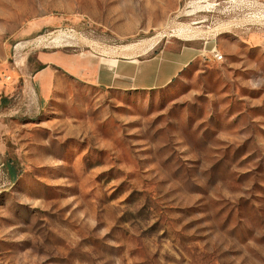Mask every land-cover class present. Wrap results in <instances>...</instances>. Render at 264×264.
Returning <instances> with one entry per match:
<instances>
[{
    "label": "rangeland",
    "instance_id": "374dc122",
    "mask_svg": "<svg viewBox=\"0 0 264 264\" xmlns=\"http://www.w3.org/2000/svg\"><path fill=\"white\" fill-rule=\"evenodd\" d=\"M161 50L149 91L68 70ZM0 264H264V0H0Z\"/></svg>",
    "mask_w": 264,
    "mask_h": 264
},
{
    "label": "crops",
    "instance_id": "0c3cea01",
    "mask_svg": "<svg viewBox=\"0 0 264 264\" xmlns=\"http://www.w3.org/2000/svg\"><path fill=\"white\" fill-rule=\"evenodd\" d=\"M141 54L108 58L73 57L69 71L77 77L89 78L95 84L118 90L149 91L168 86L195 59L189 51H155L142 59Z\"/></svg>",
    "mask_w": 264,
    "mask_h": 264
},
{
    "label": "bare ground",
    "instance_id": "6f19581e",
    "mask_svg": "<svg viewBox=\"0 0 264 264\" xmlns=\"http://www.w3.org/2000/svg\"><path fill=\"white\" fill-rule=\"evenodd\" d=\"M187 32V31H186ZM181 34V33H180ZM183 38L184 39H186V40H194L195 39V37L191 34V33H189V34H185V35H183ZM36 40V39H35ZM62 41V40H61ZM60 42V41H59ZM56 43V42H55ZM60 44V43H59ZM154 45V43H149V49L150 48H152V46ZM57 46V45H56ZM59 46V45H58ZM128 50L130 49L131 50V47H128L127 48Z\"/></svg>",
    "mask_w": 264,
    "mask_h": 264
},
{
    "label": "built area",
    "instance_id": "2783aa9c",
    "mask_svg": "<svg viewBox=\"0 0 264 264\" xmlns=\"http://www.w3.org/2000/svg\"><path fill=\"white\" fill-rule=\"evenodd\" d=\"M213 55H214V58L216 60H222L223 59V55L221 53H219V52H216Z\"/></svg>",
    "mask_w": 264,
    "mask_h": 264
},
{
    "label": "trees",
    "instance_id": "16d2710c",
    "mask_svg": "<svg viewBox=\"0 0 264 264\" xmlns=\"http://www.w3.org/2000/svg\"><path fill=\"white\" fill-rule=\"evenodd\" d=\"M45 67H46V65H42V66H41V69H43V68H45Z\"/></svg>",
    "mask_w": 264,
    "mask_h": 264
}]
</instances>
